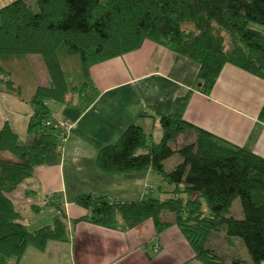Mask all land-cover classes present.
<instances>
[{"label": "trees", "instance_id": "trees-1", "mask_svg": "<svg viewBox=\"0 0 264 264\" xmlns=\"http://www.w3.org/2000/svg\"><path fill=\"white\" fill-rule=\"evenodd\" d=\"M12 0L0 7V79L7 78L3 60L30 53L42 55L50 80L37 86L29 99L34 112L27 124V139L20 140L9 123L0 127V255L18 262L28 245L44 250L49 240H67L65 212L56 204L58 215L47 226L29 230L8 194L32 175L49 154L59 151L57 121L47 100L83 111L95 99L89 69L97 62L138 48L145 39L175 49L199 64L196 89L209 93L224 64H234L264 78V0ZM59 51L78 54L83 80L78 94L71 92L59 63ZM4 73V75H3ZM8 86L13 87L10 79ZM76 89V88H75ZM73 95L77 96L73 104ZM189 90L177 96L173 109L159 115L161 139L152 142L138 124H129L122 134L102 146L95 164L100 172L153 169L172 192L188 198H170L163 203L148 198L109 201L105 196L80 194L75 202L89 210L75 221L102 226L125 227L154 218L156 228L162 208L173 212L175 223L194 250L198 264H225L216 251L205 245L209 234L222 231L226 237H240L249 263L264 261V158L248 146H237L183 119ZM75 96V98H76ZM264 121V104L259 111ZM49 120L50 125L43 126ZM43 129L42 131L40 129ZM195 132V139L173 149L180 133ZM177 153L180 161L168 172L164 160ZM239 199L242 218L230 208ZM182 264H190L185 261ZM230 264H246L243 258Z\"/></svg>", "mask_w": 264, "mask_h": 264}, {"label": "crops", "instance_id": "crops-1", "mask_svg": "<svg viewBox=\"0 0 264 264\" xmlns=\"http://www.w3.org/2000/svg\"><path fill=\"white\" fill-rule=\"evenodd\" d=\"M198 67V63L175 49L149 39L130 52L90 67L95 99L83 111L61 104L60 118L55 113L52 115L64 124L72 123L63 148L47 155L44 163L36 166L32 175L8 194L21 213V221L31 231L50 224L58 215L56 204L59 203L65 212L68 238L49 240L44 250L29 245L18 262L3 257L7 260L4 264H182L185 261L198 264L193 259L194 250L175 223L173 212L159 213V220L166 223L160 229L152 217L133 227H125L122 221L115 227H107L74 220L89 212L75 202L80 194L125 202L156 199L152 194L158 192L173 193L174 185L151 168L123 174L105 173L98 170L95 158L102 146L116 141L133 122L150 135L152 142L160 140L163 130L159 115L170 113L176 97L187 90L190 95L182 113L187 123L233 145H246L264 158V121L258 117L264 104V78L226 63L209 93H204L195 87ZM9 70L7 77L11 75ZM13 100L14 107L11 100L12 106L5 103L6 113L10 115L0 119V127L7 122L19 137L25 138L34 106L30 108L29 100L22 97ZM184 132L177 137V140L182 138L178 146H175L177 140L173 142V149L195 139L193 130L186 133L188 138ZM152 137L158 140L153 141ZM179 161L177 153L170 155L164 160V170L168 172ZM232 216L243 217L241 206L237 215ZM222 239L229 253L228 259L224 258L225 264L239 257L251 264L244 245L239 253L233 247L234 237ZM216 247L213 249L222 257Z\"/></svg>", "mask_w": 264, "mask_h": 264}, {"label": "rangeland", "instance_id": "rangeland-1", "mask_svg": "<svg viewBox=\"0 0 264 264\" xmlns=\"http://www.w3.org/2000/svg\"><path fill=\"white\" fill-rule=\"evenodd\" d=\"M12 0H0V7L5 5V3H8ZM30 1L32 8L37 11V6H36V2L35 0H28ZM252 25L260 30H264V26L262 25H258L255 23H252ZM59 56V63L62 67L64 76L66 78L68 87H70L71 92L73 91L75 94H78L79 91L77 90V86L79 85L80 81L83 80V76L81 75V64L79 63V57L78 54L74 53V54H69L66 53L64 51H59L58 52ZM3 67L6 68V70L10 71L11 75H9L7 78L5 77L3 80L0 79V90H3L4 92H2V94H0V119L3 118V116H9V113H6V106L5 103L10 107L12 106L11 102L9 100H11L13 102V106H15L14 100L13 98H17V97H22L25 99H30L31 96L35 93L36 87L37 86H42L47 84L50 80V76L48 75V70H47V66L44 63V59L42 57V55H38V54H33L30 53L28 55H19V56H15V57H11L8 59H4L3 62ZM4 75V73H3ZM13 81L14 87L12 86H8L7 85V81L8 79H10ZM15 86H17L15 88ZM76 88V89H75ZM76 95H73V100L75 102V100L77 99V96L75 98ZM30 108L32 107L31 104ZM47 105L49 110L51 111L52 114L55 113V115L57 117L60 118V114L62 111V105L56 101H52V100H47ZM17 108V107H15ZM5 114V115H4ZM11 117V116H10ZM12 119V118H11ZM188 131L184 132L185 138H188L189 134ZM20 140L22 141L24 138V135H20ZM25 140L27 139V136L24 138ZM153 141H156L158 139L152 137ZM182 141V138H178L177 143L175 145V143H172V145L178 146V144ZM185 144V143H183ZM184 185L181 183L180 186L178 187V189H181V194L177 193V191H174L173 193H163V192H158V194H152L154 197H156V199L158 200L157 203H163L164 201L170 199V198H182V201H186L188 198L187 193L184 192L183 190ZM234 206L231 210V214L232 215H237V210H240V202L239 199L234 201ZM160 213H164V214H170L171 211L167 210L166 208H162V210L160 211ZM225 236V234L222 232L220 235L218 234V231H213L209 234V239L207 240V242H205V245H207L208 247L213 248L214 245H216L220 252V254L222 255L223 258L228 259L229 253L226 251V245H224V241L222 239L223 236ZM236 239V242L234 243V246L236 248V250L240 252V249L243 246V242L241 240L240 237H234ZM31 245V244H30ZM29 246V245H28ZM33 246V245H31ZM238 253V254H239ZM7 261V260H6ZM5 259L0 255V264H4ZM264 264V262H263Z\"/></svg>", "mask_w": 264, "mask_h": 264}, {"label": "built area", "instance_id": "built-area-1", "mask_svg": "<svg viewBox=\"0 0 264 264\" xmlns=\"http://www.w3.org/2000/svg\"><path fill=\"white\" fill-rule=\"evenodd\" d=\"M51 121L49 120H46L44 123H43V126H48L50 125ZM65 127H62L58 130V137H59V143H60V146H59V149H62L63 146H64V142L65 140L67 139V136L69 134V129L72 127V123L70 121H66L65 124H64ZM41 131L43 130L42 128L40 129Z\"/></svg>", "mask_w": 264, "mask_h": 264}]
</instances>
